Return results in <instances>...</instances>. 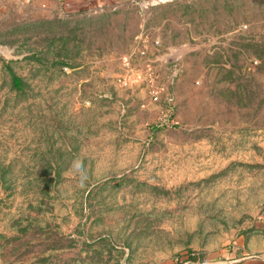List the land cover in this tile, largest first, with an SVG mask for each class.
Wrapping results in <instances>:
<instances>
[{
	"label": "rangeland",
	"instance_id": "obj_1",
	"mask_svg": "<svg viewBox=\"0 0 264 264\" xmlns=\"http://www.w3.org/2000/svg\"><path fill=\"white\" fill-rule=\"evenodd\" d=\"M247 246L264 0H0V264H264Z\"/></svg>",
	"mask_w": 264,
	"mask_h": 264
},
{
	"label": "crops",
	"instance_id": "obj_2",
	"mask_svg": "<svg viewBox=\"0 0 264 264\" xmlns=\"http://www.w3.org/2000/svg\"><path fill=\"white\" fill-rule=\"evenodd\" d=\"M39 3L51 1L55 7L59 8L62 12L67 14L95 11L104 6H113L135 0H37ZM246 257H257L264 260V246L261 248L247 246ZM218 258L213 261H204L202 264H217ZM158 264H173L172 262H160Z\"/></svg>",
	"mask_w": 264,
	"mask_h": 264
},
{
	"label": "clouds",
	"instance_id": "obj_3",
	"mask_svg": "<svg viewBox=\"0 0 264 264\" xmlns=\"http://www.w3.org/2000/svg\"><path fill=\"white\" fill-rule=\"evenodd\" d=\"M70 172H72L73 174H79L80 177V186L83 187V182L84 180H86V174L84 172V165H83V161L79 160V159H75L72 161L71 165H70Z\"/></svg>",
	"mask_w": 264,
	"mask_h": 264
},
{
	"label": "built area",
	"instance_id": "obj_4",
	"mask_svg": "<svg viewBox=\"0 0 264 264\" xmlns=\"http://www.w3.org/2000/svg\"><path fill=\"white\" fill-rule=\"evenodd\" d=\"M184 260H179V261H177V262H175L174 264H184Z\"/></svg>",
	"mask_w": 264,
	"mask_h": 264
},
{
	"label": "trees",
	"instance_id": "obj_5",
	"mask_svg": "<svg viewBox=\"0 0 264 264\" xmlns=\"http://www.w3.org/2000/svg\"><path fill=\"white\" fill-rule=\"evenodd\" d=\"M16 83H17V80H16ZM186 259H184V261H185ZM185 262H187V260L185 261ZM185 262H184V264H185Z\"/></svg>",
	"mask_w": 264,
	"mask_h": 264
}]
</instances>
